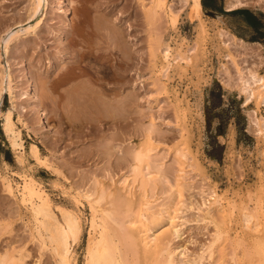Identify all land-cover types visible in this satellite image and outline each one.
Wrapping results in <instances>:
<instances>
[{"label":"rangeland","instance_id":"obj_1","mask_svg":"<svg viewBox=\"0 0 264 264\" xmlns=\"http://www.w3.org/2000/svg\"><path fill=\"white\" fill-rule=\"evenodd\" d=\"M0 1V20L3 17L6 20L0 24L1 39L7 25L24 24L29 19L25 7L27 0ZM49 1L40 18L32 21L37 24L47 12L38 28L40 36L37 33L19 36L10 49V58L15 73L17 106L27 108L22 112L27 123L21 125L26 148L32 142L37 143L42 155L58 168L46 170L30 155L24 163H19L2 130L0 118V253L19 256L22 250V264H59L48 239L47 246L41 244L40 248L30 211L4 188L1 175L14 177L21 183L18 175L27 174L41 183L50 197L52 208H55L57 219L61 218L59 208L62 206L65 211L78 213L81 217V233L71 247L70 264H85L87 257L91 211L88 201L81 197V193L86 192L93 193V198L103 192V199L97 202V206L113 215L111 235L117 243L121 264H262L264 257L258 241L264 234V133H260L255 120H264V98L246 100L242 82L251 74L264 75V0H243L245 4L234 9H227L228 0H207L210 8H206L202 0L203 9L196 13L193 21L186 16L185 0H166V10L156 9L154 0ZM240 8L251 10L260 19V27L254 28L243 15L233 12ZM62 9L70 14L73 27L87 20L88 24L91 23L89 27L99 29L103 25L106 31L111 28L112 33L114 31L110 41L111 55L104 56L107 60L104 57L98 58L97 62L92 60V66L101 69L104 66V72L109 70L110 64L119 68L124 54L129 53L127 139H123L121 124L124 92L113 97L118 100L114 101V124L107 116L108 96L101 98L95 92L96 104L91 110L78 105L75 99L72 100L75 108L70 103L68 107L69 96L65 91L71 89L72 84L58 81L65 71V46L61 33L70 27ZM169 9L180 13L176 25L169 20ZM102 18L105 19L103 24ZM84 23L87 25L86 21ZM120 27L126 29L125 37L118 32ZM82 43L79 47H83ZM161 45V49L169 45L173 54L182 49L180 53L185 52L188 57V62L173 60L167 77L160 72L167 63L159 52ZM96 49L93 46V50ZM6 59L5 53L0 51L3 64ZM87 60L83 59L82 65L90 68L91 61ZM27 74L34 80L36 95L42 98L40 109L45 110L51 133L45 132L40 122L37 123L33 102L29 104L22 98V93L28 89ZM120 75L118 69L117 85H120ZM110 78H105L106 81L102 80L97 86H109L108 83H112ZM1 83L0 76V87ZM10 105V95L6 92L3 108ZM152 120L155 125L147 133ZM79 132L82 135L78 139L76 133ZM149 135L152 140H148ZM149 145L156 147V153L154 150L147 158V171L157 174L143 177L144 180L150 179L143 186L140 178L145 163L136 160L134 150ZM126 146L131 154L125 165L121 155ZM94 150L100 152V156L99 153L95 155ZM112 151H115L113 157L110 155ZM180 151L184 155L181 156ZM110 156L114 159L108 158ZM123 177H127V183L123 182ZM177 183L181 194L176 193ZM216 195L221 199L218 202L213 199ZM160 209L173 210L175 221L166 226L154 249L145 250L140 244L141 235L137 230L133 234V226L126 220L134 218L141 210L146 217L152 218ZM247 211L256 214L249 223L252 229L244 226L242 220ZM160 221L166 223V218ZM258 223L260 226L256 227Z\"/></svg>","mask_w":264,"mask_h":264},{"label":"bare ground","instance_id":"obj_2","mask_svg":"<svg viewBox=\"0 0 264 264\" xmlns=\"http://www.w3.org/2000/svg\"><path fill=\"white\" fill-rule=\"evenodd\" d=\"M27 1H28V5H26L25 7H27L26 8V12L28 13V16L27 15L26 16H27V18L29 20L26 23H24V24H21L18 21L19 23L15 22V24L13 23V25L11 24V26L7 25L8 27H6V29H4L5 33L3 34V36L0 39V51L4 52L5 56L7 57V59L5 60L4 64L0 60V76H1V81H2L1 87H0V118H1V127H2V130H3V132L5 133V135L7 137V140L9 142L10 147L14 150V152H16V156H17V159H18L19 163H21V164L24 163L27 155H30L33 158V160L35 161L36 164L41 165L46 170H49V171L52 170L53 171V170H57L58 167L55 168L54 167L55 165H53V162L50 159H48V158H46V157H44L42 155V153L40 151V147H39V145L37 143L32 142V143H30L29 148L28 149L26 148L25 141H24V138H23V135H22V127H21V125L25 126L26 123H27L22 117V112L26 111L27 108L24 105H22L21 107H18L17 103H16V99H17L16 98V95H17L16 94V81H15V73L12 70V67H11V58L10 57L12 55L10 56V49H11L15 39H17L19 36H21V35L26 36V35H29V34H33L34 35L36 33L39 34V32H38L39 29L38 28L40 27L41 22H43V20L46 18L47 12L45 13L44 18L43 19L41 18L38 21L37 24L34 25L32 23V21L34 19H36V18L39 19L40 15L42 14V12H44V10L48 8L49 3H50L49 0H27ZM185 3H186L185 4L186 7L188 8V10L186 12V16L188 17V19L190 21H193L196 13L202 11V9H203L202 0H185ZM243 4H245V2L243 0H228L227 9H234V8L240 6V5H243ZM154 7L156 9H158V10L159 9L166 10L167 9L166 0H154ZM94 8H95V10H97L96 7H94ZM100 8H102V7H100ZM156 9H154V12L156 11ZM62 11H64V9H62ZM105 12H107V11H105ZM154 12H152V14ZM167 12H168V16H169L170 22L173 25H176V23L180 19V13H176V12L172 11L171 9H169ZM64 13H65V17H66L65 18L66 19L65 20L66 24L70 26L67 29H65V31L62 30L63 32L61 33L63 35V39H64V40H62L63 42L62 41L61 42L63 43V46H65V55H64L65 56V71L62 72L63 75L61 74L60 78H58V77H56V78H58V81H60V82L65 80V85L66 84H72L71 89H68V90L65 91V92H67V94L69 96V97L67 96L69 98V101L68 102L66 101V103L68 104V107H69V103L72 104V106H73V103H72L73 101L72 100L75 99V102L79 103L78 105L81 104L83 107L87 108L88 110H91L95 106L94 104H96L95 103V96L97 94L95 92H97L98 95L100 94L101 98H102V96H108L109 99H106V104H107V109L109 111V114L107 113L108 114L107 116L111 119L110 120L111 124H114L113 123L114 121H112V120H114V118L116 116L114 114L115 113L114 112V108H115V103L116 102H114V101L117 100V99L114 100L113 97H116L118 94H121V92H124V94H125L124 95V102L122 103V106H123L124 110H123V114H122V118L123 119L121 121V124L123 125V128H122L123 137H124L123 139H127V137H129L128 136V124H129V118H130V116H129V111L130 110H129V107H128V105L130 104L128 102V98H129L128 97V91H129L128 86H129V82H130V77H129V73H130L129 70L130 69H129L128 60L131 57L129 56V53L128 54L127 53L124 54V56H123V64L120 65L119 68H115V66L113 64H110L109 70L106 71V72L102 71L104 66H103L102 69L101 68H97L95 65L92 66V60H94L93 62H97L98 58L104 57L107 54L111 55V49L112 48H110L111 47L110 41L112 42L111 39L113 37L114 31L112 33V31H111L112 28L111 29L107 28L108 30L106 31L104 29L106 26L104 27L103 25H101L99 29H96V28H94L92 26L89 27V24H91V23L88 24L87 20H84L83 22L81 21L79 23V25L77 24V26H76V24H74L75 26L73 27L72 23H70L71 22L70 14L67 12L66 9H65ZM148 15H150V14H148ZM99 16H101V15H99ZM152 17H154V16H152ZM3 18H5V17H3ZM3 18H1L0 24H2L3 22H6V20L3 19ZM103 18H104V15H103ZM103 18H102V21H103L102 24L105 21V19H103ZM105 18H106V16H105ZM85 21H86L87 25L84 23ZM94 23H96V22H94ZM202 28H204V26ZM59 30H61V29H59ZM118 30H120V31H118L119 34L121 36L125 37V35H126L125 34L126 33L125 30L126 29L123 28V27H120ZM39 36H40V34H39ZM121 36H120V38H121ZM121 39L123 40V38H121ZM123 41H125V40H123ZM82 42L84 43V45H83ZM81 43H82L83 47L82 46L79 47ZM93 46L97 48L96 51L93 50ZM126 46H127V44H126ZM161 48H162V45L159 46V48H158L159 52L162 54L164 60L167 63L162 67L160 72L162 74L166 75V77H167L166 73L169 71L170 66L173 65V60L178 62L179 59H180L182 61L188 62V57L186 55H184L185 52L183 51L184 53H180L182 49L180 50L179 53L173 54L172 48L169 45H167L165 47V49H161ZM61 58L62 57H60V59ZM86 58L89 59V61L87 60L88 62L91 61L90 68L88 66H87V68H85L82 65V60L83 59L85 60ZM107 62H105V63H107ZM100 67H101V65H100ZM60 68H62V67H60ZM118 69H119L120 74H121L120 75L121 76L120 85H117V83L115 82V76H116V73L118 72ZM105 70H107V69H105ZM83 76H85V77L87 76V79H83ZM110 76H111V78H110L109 81H112V83H110V82L108 83L107 82L109 86H103V87H100V88L97 86L98 83L103 82L105 80V78H109ZM117 77L118 76H116V78ZM33 81L34 80L27 74L26 86H27L28 89L22 93V98L27 99L29 104L33 102V106H34L35 111H36L37 116H38L37 123L40 122L41 127H43V130L45 132L51 133L52 129H51L49 121L47 119L48 117L45 114V110L43 111V109L42 110L40 109L39 103H40V100L42 98H39L36 95ZM242 83H243V88L242 89H244L245 92L247 93L246 100H250V98H252V97H262V98H264V75L251 74V76L248 79H246L244 82H242ZM6 92H9L11 105L9 107H7V108H3V95ZM66 111H67V109H66ZM17 112H18V118H17L18 120L16 119ZM67 113H69V112H67ZM92 119H94V118H92ZM253 120H255V119H253ZM82 121H83V119H82ZM153 121L154 120H152V122H151V124L149 126V129L147 130V133H149L150 130L152 129V127L155 125V123ZM76 123H78V122H76ZM255 123L258 124L260 133L263 134L264 133V120H261L259 118L258 120H255ZM95 128H97V127H95ZM72 130H74V129H72ZM93 132H95L94 129H93ZM72 133L75 134L74 132H72ZM76 135L78 136V139H79L82 134L79 132V133H76ZM76 135H75V137H76ZM100 135H101V133H100ZM30 136L32 137L31 133H30ZM114 138L115 137H113V136L111 137V139H113V140H114ZM150 138H151V136L149 137V139L148 138L147 139L148 140H152L153 139V138L152 139H150ZM105 139H107V138H105ZM75 142H79V141H75ZM112 143H114V142H112ZM112 147L116 148L114 146H112ZM139 147H141V145ZM155 148L149 145L146 148H139V149L135 148V150H134V157L136 158V160L140 161L142 164H143V162L145 163L143 165L142 176L140 178L141 185L144 183L143 186L147 185L148 181H150V179L149 180L147 179L148 181L144 180L143 177H146V178L147 177H151L153 175L152 173H156L157 174V172H152V171H149V170L147 171V169H149V166H147L148 161H146L147 158H149L151 156V153L154 150H155V153H156V149ZM76 151H78V150H76ZM92 151L93 150H91V152ZM122 152H123L122 155L121 154H118V155L123 156L122 158H123L124 164L126 165L127 164V160L129 158V155L131 154L130 151H129V147L126 146L123 149ZM97 153H99V156H100V152H97V151L94 152L95 155ZM114 153H115V151H114ZM114 153L112 151V152H110V155L113 157V155H115ZM132 153H133V151H132ZM183 153L184 152H181V156H182ZM186 153H188V151ZM95 155H93V156L95 157ZM97 156H98V154H97ZM111 156L108 157V158L112 159ZM120 159H119V162H120ZM96 160H97V158H96ZM116 160H118V159H116ZM112 166H113V164H112ZM108 167L109 166H107V168ZM160 172H161V169H160V171L158 170V173H160ZM18 176L22 180L21 183H19L18 181H15V179H13L14 177L12 178V177H9V176H6V175H1L4 188L8 192H10L11 194H14L15 197L19 199L21 204L23 206H25V208L27 210H29L30 213L32 214V218H34V220H35L36 230H37V233H38V236H39V238H37V239L40 240V242H39L40 243V248H41V244L43 246L44 245L47 246L46 241L48 239L50 241V245H51L52 250L54 252V253L53 252L52 253L55 254L58 257L57 258L58 259V263L59 264H70V258H71V254H72L71 247L79 239V236H80V233H81V217H80V215L78 213L65 211V209H64L65 206H62L64 208H62V207H61V209L59 208L61 218L57 219L56 216H55L57 213L55 214V211H54L55 208L54 209L52 208L53 207L52 203L49 200L50 197L48 198L49 195L48 196L46 195V192L43 189L41 183H39L38 181H36L34 178H32L31 176H29L27 174H19ZM155 179H156V177H155ZM123 182L127 183V177L124 178ZM124 183H122V184H124ZM129 187L130 186L128 185V188ZM132 187H133V185H132ZM172 187H174V186H172ZM176 187H177L176 193L181 194L180 193L181 189H180V186H179L178 183L176 184ZM106 192H107V189H106ZM100 193H99L100 195L98 197H96V198H93V195H94L93 193H89V192H86V194L85 193H81V197L84 198L86 201H88V205H89V208H90V211H91V216L89 217L90 239H89V242H88V245H87V253H86L87 257H86L85 264H121L120 259L118 258L117 243H115V241L113 240V236L114 235H111L112 234L111 233L112 230L110 228V222H111V220L113 218V215L107 209H100L97 206V202H99L100 200L103 199V192H100ZM108 193H109V191H108ZM126 194H128V193L126 192ZM131 195L133 196V194H131ZM107 196H109V194H107ZM216 196L213 199H215L216 202L220 201L221 200L220 196H217V197ZM143 202H145V201H143ZM146 204H147V202H145V205ZM230 209L232 210L233 208H230ZM262 209H264V208H262ZM67 210H69V209H67ZM167 211H168V213H167ZM98 212H100L99 215H98ZM145 214L143 213V210H141V211L138 212V214H136L137 216L135 215L134 218H131V219L126 220V221H128V223L131 226H133L131 228V232L133 234L137 230L138 233L141 235V237L140 236L139 237H140V244L143 247V249H145V250H148L150 248L154 249V245L159 241L161 234L163 233V231L165 229H167L166 226H169L170 224H173L174 221H175L174 219L176 218V216L173 215V210H172V212H169V210L165 211L164 209H160L159 211H157L155 213V215L152 216V218L151 217L150 218L146 217ZM164 217L166 218V223H163L162 221H160ZM255 218H256V214L248 213V211L244 212L243 213V218H242V220L244 221V226L249 227V228L252 229L253 227H252V225H249V223H251V220L255 219ZM113 223H115V222H113ZM259 223H258V225L257 224L256 225L254 224V225L257 227V226H260V224H262V223H260V224ZM263 225H264V222H263ZM134 226H135V228H134ZM262 227H264V226H262ZM172 228H174V226ZM121 230H122V228H121ZM174 231H176L175 233H177V230L174 229ZM259 232H260V230H259ZM36 237H37V235H36ZM257 238H258V236H257ZM33 239H34V237H33ZM238 241H240V240H238ZM244 241H246V240H244ZM258 245H259V248H260L259 251H260L261 255L264 257V234L261 235L260 240L258 241ZM38 246H39V244H38ZM256 247H257V244H256ZM44 248L45 247H43V249ZM251 250H253V249H251ZM47 251H50V250H47ZM250 252H248V253H250ZM23 253H24V251H23ZM254 253H256V252L254 251ZM255 255H257V254H255ZM54 256H52L53 259H54ZM250 256H252V254ZM258 257H260V256H258ZM22 260H23V258H22V250H21V253H20L19 256H14V255H11L9 253H5V254H1L0 253V264H22L23 263ZM39 260H40V258H39ZM258 261H260V260H258ZM157 264H159V262H157Z\"/></svg>","mask_w":264,"mask_h":264},{"label":"trees","instance_id":"obj_3","mask_svg":"<svg viewBox=\"0 0 264 264\" xmlns=\"http://www.w3.org/2000/svg\"><path fill=\"white\" fill-rule=\"evenodd\" d=\"M204 6L206 8H210V3L207 0H204ZM233 12L243 15L247 23L253 26L254 28L260 27L261 24L260 19L251 10L247 8H240L233 10Z\"/></svg>","mask_w":264,"mask_h":264}]
</instances>
